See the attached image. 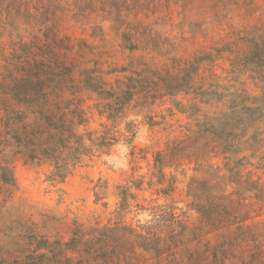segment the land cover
<instances>
[{
    "label": "rangeland",
    "instance_id": "obj_1",
    "mask_svg": "<svg viewBox=\"0 0 264 264\" xmlns=\"http://www.w3.org/2000/svg\"><path fill=\"white\" fill-rule=\"evenodd\" d=\"M8 11L0 264H264L258 156L223 151L200 125L223 119L228 98L163 94L191 61L196 84L227 85L231 61L264 36V0H0L2 21ZM115 29L148 37V50ZM129 83L138 92L126 100Z\"/></svg>",
    "mask_w": 264,
    "mask_h": 264
},
{
    "label": "trees",
    "instance_id": "obj_2",
    "mask_svg": "<svg viewBox=\"0 0 264 264\" xmlns=\"http://www.w3.org/2000/svg\"><path fill=\"white\" fill-rule=\"evenodd\" d=\"M10 9V8H9ZM12 9V8H11ZM14 12L8 11V17L3 21L0 19V26L2 24L8 25L11 31L14 30L16 16L12 14ZM45 16V14H43ZM111 12L103 15L102 17L110 18ZM28 18V17H27ZM31 18V17H29ZM116 20V17H113ZM33 21H41V17L35 16ZM38 22V23H40ZM26 23L28 21L26 20ZM41 24V23H40ZM13 29H11V28ZM100 26L92 27V36H99ZM9 31V33H11ZM116 34L121 38L122 45L128 49H145L148 50V44L150 39L147 37L137 39L135 37L136 32H129L122 29H115ZM261 41L258 42L257 39H251L247 53L244 55L238 56L237 59L231 61L230 73L227 80L229 83L227 85H220L217 82H207V86L204 87V82L196 84L195 76L199 65H194V61H191L187 64L185 68L179 69L183 72L180 78L175 77L169 81H165V95H175L178 93L192 94L193 99L198 98L200 103H210L212 101H222L224 97L228 99L226 107L230 110L229 113H225L223 119H213L217 123L210 121H203L200 125L206 126L211 132L216 135L221 144L223 145L222 150L225 152L236 153L239 151L249 150L250 155L258 156L259 165L264 170V152L262 149L263 130L260 129L259 123L264 120V99L262 97H249L245 95L246 91L241 87L244 82L239 80L240 73L248 72L246 77L252 81L256 86H259L264 92V36L260 37ZM139 43H136L135 41ZM206 60L209 58L204 57ZM198 62L199 59H197ZM204 60V59H202ZM126 70V69H123ZM149 70V69H148ZM167 73H170L171 70H166ZM146 73V72H144ZM175 75H179L175 73ZM233 88L234 91L226 92L228 89ZM138 92V90L130 83L127 85V88L124 90V93L128 94L126 100H129L132 95ZM245 101H251L255 106L252 108L244 106ZM240 107V108H239ZM189 108L193 109L192 114L199 112L198 106L193 103ZM245 109L250 111L246 116L242 115V110ZM183 110V109H181Z\"/></svg>",
    "mask_w": 264,
    "mask_h": 264
}]
</instances>
